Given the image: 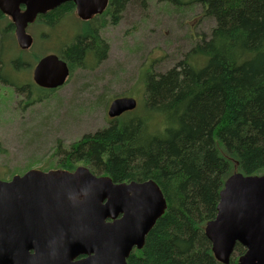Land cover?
<instances>
[{
    "label": "trees",
    "instance_id": "16d2710c",
    "mask_svg": "<svg viewBox=\"0 0 264 264\" xmlns=\"http://www.w3.org/2000/svg\"><path fill=\"white\" fill-rule=\"evenodd\" d=\"M131 1L146 2L109 0L101 14L83 21V29L58 52L70 74L76 67H96L107 56L99 30L116 24ZM161 1L200 4L216 25L168 71H144L141 107L70 144L57 168L82 164L115 182L153 179L159 185L167 208L143 247L131 251L128 264H225L216 259L205 226L217 215L229 176L264 172V0ZM75 11L68 1L32 24L52 27ZM13 34L14 23L0 10V83L16 85L1 62L7 39L8 49L14 48ZM8 63L18 70L27 60L21 51ZM20 87L28 94L33 87L55 90L34 83ZM245 250L237 243L228 264H238Z\"/></svg>",
    "mask_w": 264,
    "mask_h": 264
},
{
    "label": "water",
    "instance_id": "95a60500",
    "mask_svg": "<svg viewBox=\"0 0 264 264\" xmlns=\"http://www.w3.org/2000/svg\"><path fill=\"white\" fill-rule=\"evenodd\" d=\"M68 1L84 20L102 13L109 3L0 0V10L14 23L18 45L28 49L33 36L27 26ZM69 75L67 61L55 53L33 67L34 82L45 89L64 85ZM136 106L134 97H116L108 115L115 118ZM166 208L153 179L115 182L85 165L75 170L32 168L0 179V264H128L131 251L143 247ZM205 233L220 262L228 264L239 243L246 250L238 264H264V172H238L226 179L217 215L207 222Z\"/></svg>",
    "mask_w": 264,
    "mask_h": 264
},
{
    "label": "rangeland",
    "instance_id": "374dc122",
    "mask_svg": "<svg viewBox=\"0 0 264 264\" xmlns=\"http://www.w3.org/2000/svg\"><path fill=\"white\" fill-rule=\"evenodd\" d=\"M138 2H129L116 24L107 23L99 30L109 46L107 56L96 67H76L54 91L33 87L28 94L20 86L34 83L37 61L47 53L58 55L83 29L85 20L75 11L52 27L32 24L27 28L34 38L29 49L18 45L15 34L13 50L7 47L10 39L6 40L1 62L7 63L16 85L0 83V179L10 180L32 168H57L70 144L108 127V109L116 97H134L133 114L144 99L143 72L168 71L200 35L208 36L216 25L197 3ZM21 51L28 65L15 70L8 62Z\"/></svg>",
    "mask_w": 264,
    "mask_h": 264
},
{
    "label": "flooded vegetation",
    "instance_id": "af4514ba",
    "mask_svg": "<svg viewBox=\"0 0 264 264\" xmlns=\"http://www.w3.org/2000/svg\"><path fill=\"white\" fill-rule=\"evenodd\" d=\"M24 8H25V6H22V9H24ZM31 24H32V23H31ZM31 24H30V25H31ZM30 25H28L27 28H29ZM30 34H31V33H30ZM31 35H32V34H31ZM32 36H33V35H32ZM33 41H34V38H33ZM32 44H33V43H32ZM0 46H1V45H0ZM31 46H32V45H31ZM28 49H29V48H28ZM0 52H1V51H0ZM47 54H50V53H47ZM47 54H45V55H47ZM45 55H43V56H45ZM33 82H34V80H33ZM1 84H4V83H1ZM34 84H36V83L34 82ZM8 85H10V84H8ZM37 86H38V85H37ZM56 89H57V88H56ZM22 91H23V90H22ZM24 91H26V90H24Z\"/></svg>",
    "mask_w": 264,
    "mask_h": 264
}]
</instances>
